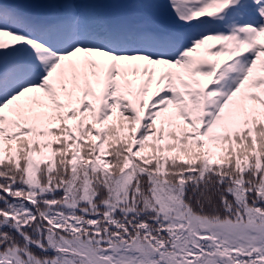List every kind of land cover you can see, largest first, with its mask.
<instances>
[{"label":"snow or ice","instance_id":"1","mask_svg":"<svg viewBox=\"0 0 264 264\" xmlns=\"http://www.w3.org/2000/svg\"><path fill=\"white\" fill-rule=\"evenodd\" d=\"M0 264H264V0H0Z\"/></svg>","mask_w":264,"mask_h":264}]
</instances>
